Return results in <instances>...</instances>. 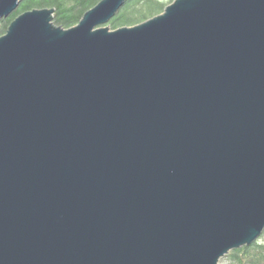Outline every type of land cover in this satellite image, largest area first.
Masks as SVG:
<instances>
[{"label": "water", "instance_id": "1", "mask_svg": "<svg viewBox=\"0 0 264 264\" xmlns=\"http://www.w3.org/2000/svg\"><path fill=\"white\" fill-rule=\"evenodd\" d=\"M126 1L0 36V264H220L264 231V0L110 30Z\"/></svg>", "mask_w": 264, "mask_h": 264}, {"label": "trees", "instance_id": "2", "mask_svg": "<svg viewBox=\"0 0 264 264\" xmlns=\"http://www.w3.org/2000/svg\"><path fill=\"white\" fill-rule=\"evenodd\" d=\"M102 0H21L19 7L0 22V35L7 32L9 24L19 17V14L32 9H54L52 23L64 29L77 25L84 13L94 8ZM172 0H127L119 13L109 22L113 29L123 26H135L160 15ZM264 236L251 245L234 249L225 260L231 264H264Z\"/></svg>", "mask_w": 264, "mask_h": 264}, {"label": "rangeland", "instance_id": "3", "mask_svg": "<svg viewBox=\"0 0 264 264\" xmlns=\"http://www.w3.org/2000/svg\"><path fill=\"white\" fill-rule=\"evenodd\" d=\"M173 1H174V0H172V2H173ZM172 2H171V3H172ZM107 27L110 28V30H115V29H113V26H111V25H108V24H107ZM0 36H1V35H0ZM262 235L264 236V231H263ZM263 240H264V238H263ZM227 256H228V255H227ZM227 256H226V257H227ZM226 257L222 258V259L220 260L219 263H220V264H231V262H229V260H225Z\"/></svg>", "mask_w": 264, "mask_h": 264}]
</instances>
